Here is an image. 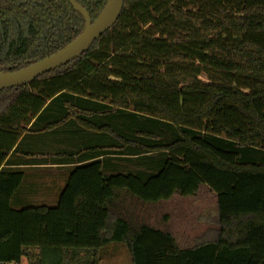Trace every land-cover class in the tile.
I'll list each match as a JSON object with an SVG mask.
<instances>
[{
    "label": "trees",
    "instance_id": "trees-1",
    "mask_svg": "<svg viewBox=\"0 0 264 264\" xmlns=\"http://www.w3.org/2000/svg\"><path fill=\"white\" fill-rule=\"evenodd\" d=\"M76 1L93 21L107 2ZM84 26L69 0H0V72ZM62 161L55 206H13L26 166ZM210 196L214 226L181 245L170 206ZM111 243L133 264H264V0H125L83 55L0 91V264H100Z\"/></svg>",
    "mask_w": 264,
    "mask_h": 264
},
{
    "label": "water",
    "instance_id": "water-1",
    "mask_svg": "<svg viewBox=\"0 0 264 264\" xmlns=\"http://www.w3.org/2000/svg\"><path fill=\"white\" fill-rule=\"evenodd\" d=\"M85 18L83 31L59 51L14 72H0V91L29 84L40 75L66 65L88 51L103 33L119 19L125 0H107L104 8L93 21L88 11L76 0H69Z\"/></svg>",
    "mask_w": 264,
    "mask_h": 264
},
{
    "label": "crops",
    "instance_id": "crops-1",
    "mask_svg": "<svg viewBox=\"0 0 264 264\" xmlns=\"http://www.w3.org/2000/svg\"><path fill=\"white\" fill-rule=\"evenodd\" d=\"M73 166L74 164H68L66 161H62V163L32 164L26 166L25 168L27 172V179L24 183L22 190L20 191V194H18L17 196L15 203L21 205L24 204L37 205L36 203L31 204V202H38V200L43 201V198L46 196L48 197V199L51 200L50 201L51 203L57 202L59 194L61 193L63 187L66 184L69 175V169L72 168ZM50 169L53 170L54 173L52 175L46 176L49 177L46 179H44L45 176L43 175L30 173V171H44V170L49 171ZM30 180H32V182H30ZM45 183L48 185V188H45ZM177 201H187V200L177 199L175 202ZM41 203L42 204H38V205H46V202H41ZM186 203L188 207L184 211L187 212L190 209L192 211L197 210V214H196V219H194L191 224V227L182 235L183 240L182 239L180 240V238L178 237L179 234H177L176 229L174 227L175 218L178 216L179 212L175 211L174 208H170V209L175 214L172 223L174 235L176 236L177 240L181 245L191 246L194 244L195 240L198 237L206 236L207 230L214 226L206 219H204L203 216L209 210H213L215 208L216 199L215 197L210 196L196 201L188 200ZM123 246L127 249L125 245ZM116 249H121V248L117 246Z\"/></svg>",
    "mask_w": 264,
    "mask_h": 264
},
{
    "label": "rangeland",
    "instance_id": "rangeland-1",
    "mask_svg": "<svg viewBox=\"0 0 264 264\" xmlns=\"http://www.w3.org/2000/svg\"><path fill=\"white\" fill-rule=\"evenodd\" d=\"M160 140L162 142H170L173 140V137L171 136L168 129H164L162 131V134L160 136ZM143 149H145V148L139 147V150H143ZM129 164H130V167L131 166L133 167L135 165V161L127 162L124 165L128 166ZM137 168H139V169L142 168V170H144L145 166H144V164H143V166L141 164L140 166L137 165ZM30 173L43 175V176H45L44 179H46V178H49L46 176L52 175L54 173V171L50 169L49 171H47V170L30 171ZM30 182H32V180H30ZM45 188H48V185L46 183H45ZM50 201L51 200L48 199V197L46 196L43 198V201L38 200V202H31V204L36 203L38 205V204H42L41 202H46V205H48V206H55L57 203V202L51 203ZM186 202L187 201H177V202L172 203V205L170 206V208H174L175 211L179 212L178 216L175 218L174 227L176 229L177 234H179L178 237L180 238V240L181 239L183 240L182 235L184 234V232H186L191 227V224H192L193 220L196 219V214H197V210L192 211L190 209L187 212L184 211L188 207V205H186L187 204ZM13 206L18 208V207H21L23 205L13 202ZM117 246L120 247L121 249H116ZM100 257H101V263L100 264H133L129 252L121 243H111V244L105 246L100 252ZM55 262H56L55 258L50 259V261H48L49 264H53ZM21 264H29V263L26 259H24Z\"/></svg>",
    "mask_w": 264,
    "mask_h": 264
}]
</instances>
